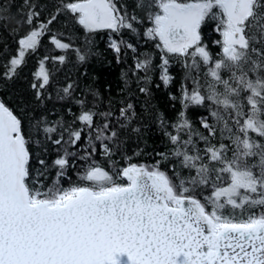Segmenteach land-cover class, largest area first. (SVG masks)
Segmentation results:
<instances>
[{"label":"snow or ice","instance_id":"obj_1","mask_svg":"<svg viewBox=\"0 0 264 264\" xmlns=\"http://www.w3.org/2000/svg\"><path fill=\"white\" fill-rule=\"evenodd\" d=\"M135 6L151 24L143 36L158 41L160 60L153 65L151 56L137 59L136 70L159 68L167 86L177 60L193 84L190 90L182 86V110L171 125L175 133L164 132L171 147L158 153L172 159L173 174L161 170L159 161L151 167L129 162L114 172L98 165L93 154L99 147L111 159L105 141L118 140L116 125L123 128L133 119V105L120 108L114 125L113 112L97 113L78 100L76 119L95 130L88 135L91 151L85 149L79 158L91 162L78 173V183L65 187L61 180L68 157L77 153L65 147L51 164L39 159L37 176L47 179L56 169L51 186L44 185L32 178L22 121L0 101V264H264V0H137ZM24 9L21 23L31 27L3 65L7 79L61 15L86 33H135L143 23L119 0H59L55 12L38 25L36 5L24 0ZM209 21L219 34L215 54L202 40ZM51 43L61 50L72 47L56 35ZM123 43L112 39L110 47L119 54ZM126 47L136 52L132 44ZM77 55L85 59L79 50ZM52 59L63 63L66 57ZM35 75L41 83L32 88L49 84L43 62ZM71 89L69 84L63 92ZM208 103L212 122L200 121L205 135L193 128L186 110ZM97 116L103 118L100 124ZM34 127L40 130L39 124ZM84 128L45 122L42 130L54 145L75 147Z\"/></svg>","mask_w":264,"mask_h":264},{"label":"trees","instance_id":"obj_2","mask_svg":"<svg viewBox=\"0 0 264 264\" xmlns=\"http://www.w3.org/2000/svg\"><path fill=\"white\" fill-rule=\"evenodd\" d=\"M119 2L129 13L138 14L143 20L137 32L122 30L120 34H116L110 29H100L94 33H86L73 20L61 15L49 26L51 31L41 37L37 50L26 55L25 63L17 70V74L7 79L3 75V65L16 53L18 39L31 26L21 23V13L26 11L24 0H0V6L5 9L0 11V101L13 110L22 121V131L29 139L32 178L44 185L51 186L56 169L49 170L47 179L37 176L36 170L42 167L38 163L39 159L51 164L58 155H63L65 147L68 151L77 153L75 157H68L70 164L66 169V176L61 180L65 187L70 183H78V173H82L91 162L79 158L85 154V149L91 151L88 148V135L90 131L95 135V130L84 128L76 119L81 112L78 100H84L86 108L97 113L113 112L111 120L114 125L116 118L119 117L120 108L127 103L133 105L135 112L133 119L130 122L125 121L126 126L123 128L116 125L119 132L118 140L105 141L112 149L111 159L105 156L99 147L93 154L92 160L98 165L114 172L127 166L129 162L151 167L159 161L161 170L168 172L169 175L173 174L172 159L163 160L158 153H166L171 147L164 132L167 130L175 133L171 125L176 122L178 113L182 110L179 99L181 88L185 86L190 90L193 87L192 80L186 79L187 70L177 60H173L169 68L173 79L167 86L160 80L159 68L152 67L147 73L136 70L137 59L142 60L146 56H151L153 65L160 63L159 49L155 47L158 41L143 36L144 29L151 24L146 14L136 8L137 0ZM30 3L36 5V10L41 13L34 22L38 25L40 22H46L49 14L55 12L59 0H30ZM214 26L215 22L209 21L202 27L203 43L209 46L213 54L219 51L218 45L214 43L219 39ZM52 35H56L62 42L69 43L72 47L68 50L56 48L51 43ZM112 39L124 41L120 45L119 54L110 47ZM127 44H132L136 52L127 48ZM77 50L85 56L83 61L79 59ZM59 55L66 57L63 63L52 59ZM41 62L49 73V84L42 89H34L33 83L37 85L41 83L35 75L40 70ZM192 75H195V72ZM69 84L72 85V89L70 94H65L63 88ZM140 88H146L147 92H141ZM37 92L40 93V99L36 97ZM210 111V103L191 106L186 110L193 128L205 135L207 131L200 121L206 118L211 123ZM102 119L99 116L94 118L96 124H100ZM161 119L165 127L161 126ZM45 122L48 125L63 122L73 128H84L82 139L75 147L54 145L51 140L46 139L42 130ZM38 124L39 131L34 127ZM53 138L58 137L53 134ZM96 144L99 145V141ZM183 174L187 175V172ZM40 186V183L36 184V187Z\"/></svg>","mask_w":264,"mask_h":264}]
</instances>
